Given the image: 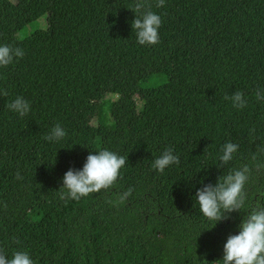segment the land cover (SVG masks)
Masks as SVG:
<instances>
[{"label":"trees","instance_id":"16d2710c","mask_svg":"<svg viewBox=\"0 0 264 264\" xmlns=\"http://www.w3.org/2000/svg\"><path fill=\"white\" fill-rule=\"evenodd\" d=\"M135 3L0 0V46L24 51L0 67L6 259L26 251L33 264H222L229 235L264 209V101L255 96L264 93V0H150L162 20L155 45L137 42ZM44 16L46 30L18 37ZM237 91L243 109L226 99ZM17 97L31 105L23 117L7 107ZM56 124L67 135L50 142ZM228 142L238 149L225 165ZM169 147L179 164L161 173L152 165ZM103 149L126 158L115 185L61 199L64 174ZM244 166V207L206 218L196 191Z\"/></svg>","mask_w":264,"mask_h":264},{"label":"clouds","instance_id":"9594fccd","mask_svg":"<svg viewBox=\"0 0 264 264\" xmlns=\"http://www.w3.org/2000/svg\"><path fill=\"white\" fill-rule=\"evenodd\" d=\"M165 0H156L157 8L163 7ZM150 0H136L134 9L136 15L132 22L137 42L140 45H155L159 42L158 29L161 26V17L150 10ZM24 51L21 48H13L9 45L0 46V67L12 64L15 58H22ZM3 95L7 96L5 91ZM257 101H264V93L259 89L255 93ZM233 107L243 109L247 101L242 92H235L230 98ZM7 107L23 117L31 110V105L23 97H17ZM254 131V129H253ZM67 135L60 124H56L45 137L50 142H58ZM238 145L228 142L222 148L219 159L223 164H228L237 152ZM257 152H264V144L257 146ZM96 154H89L82 170L69 169L63 177V186L66 189L61 192V199L80 200L101 190L113 187L120 176V170L126 164L124 156L107 149L97 150ZM255 161L257 157L253 155ZM179 164V157L169 147L153 163V168L163 173L171 165ZM259 167V165H257ZM250 168L244 166L240 170L230 172L228 175L218 178L215 185H205L196 191L195 199L199 204L201 213L212 221L220 222L227 219L226 214L241 210L245 205V184L248 181ZM17 178L21 179L19 174ZM133 189L121 194V201L132 195ZM238 235H229L224 245L222 264H264V209L254 210L243 219L239 225ZM0 264H33L26 251H17L11 259H6L0 253Z\"/></svg>","mask_w":264,"mask_h":264},{"label":"rangeland","instance_id":"374dc122","mask_svg":"<svg viewBox=\"0 0 264 264\" xmlns=\"http://www.w3.org/2000/svg\"><path fill=\"white\" fill-rule=\"evenodd\" d=\"M11 2H15V0H10ZM48 27L47 25V16L42 17L40 20L33 22L26 26L19 34L18 37L20 39H26L29 37L31 34L38 30H46ZM109 99L115 98L114 96L108 97ZM136 101L139 103V99L136 98Z\"/></svg>","mask_w":264,"mask_h":264}]
</instances>
